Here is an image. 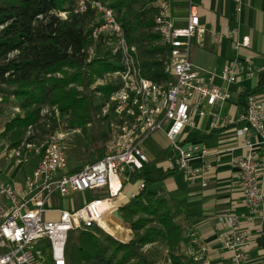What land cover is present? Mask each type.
<instances>
[{
    "label": "built area",
    "instance_id": "built-area-1",
    "mask_svg": "<svg viewBox=\"0 0 264 264\" xmlns=\"http://www.w3.org/2000/svg\"><path fill=\"white\" fill-rule=\"evenodd\" d=\"M74 1L73 13L92 10L99 15L101 23L93 29L92 36L108 33L111 53L118 54L120 60L121 68L113 72L117 77L115 89L102 108L108 126L103 154L77 171L66 172V142L80 129L62 126L57 106L40 108L38 120L25 128L19 145L6 149L15 167L32 159L35 163L20 179L0 174V264H67L66 248L72 232L97 228L114 235L102 222L109 227V221L114 224V220H122L115 218L113 211L124 205L117 199L125 189L131 190V198L144 188V181L138 178L149 161L143 144L156 131L170 143L165 170L182 173L190 183L199 179L201 187H205L212 167L208 158L218 157L222 150L211 152L202 141L192 139L191 131L198 128L194 116L211 117L212 132L231 128L241 140L229 150H241L231 154L230 164L236 170L246 221L253 224L260 220L261 226L257 236L239 228L234 211L219 214L217 222L226 229L219 237L233 264H246L250 247L264 234V99L248 94L244 111L236 120L231 115H221L220 108L230 99L229 86L239 81L241 70L251 78L254 66L235 58L219 71L196 67L191 59V40L196 38L202 45L207 33L197 4L183 0L186 14L178 15L174 12L177 0H154L150 33L164 50L158 59L163 62L165 74L162 80H154L144 74L135 47L129 44L113 7L104 0ZM60 16L66 18V13ZM209 35L214 44L222 37L212 28ZM228 36L234 37L235 50L249 45L247 36L241 41L235 39V30H230ZM215 77L224 85L216 84ZM133 178L138 185L132 190L129 183ZM82 191H97L105 196L92 197L77 207L56 206L59 198ZM42 249L47 251V258ZM207 251L206 242L193 234L178 248L182 260L198 264H209Z\"/></svg>",
    "mask_w": 264,
    "mask_h": 264
},
{
    "label": "trees",
    "instance_id": "trees-1",
    "mask_svg": "<svg viewBox=\"0 0 264 264\" xmlns=\"http://www.w3.org/2000/svg\"><path fill=\"white\" fill-rule=\"evenodd\" d=\"M104 1L114 8L129 44L149 52L152 71L143 67L144 74L162 80L163 62L158 58L164 50L150 33L154 0ZM74 7V0H0V101L8 103L11 97L24 112L5 123L2 135H9V147L19 145L25 128L38 120L40 108L45 105L57 106L68 115L70 126L95 124L94 111L109 101L115 89L114 85L96 87L101 91V104L95 103L92 91H87L92 82L121 66L119 55L111 53L108 33L92 36L101 23L99 15L92 10L75 14ZM62 12L66 18L60 16ZM138 40L143 44L139 45ZM93 44L100 48L91 54L89 47ZM262 89L264 69L258 74L257 86L242 90L237 102L244 105L248 94ZM171 173L139 175L144 188L118 208L134 232L130 241L121 243L105 235L104 244L90 230L76 231L73 241L67 244V264H154L152 252L145 246L159 239L165 242L170 264H187L178 254L184 242L183 230L174 221L167 199L155 187ZM257 242L264 246V234Z\"/></svg>",
    "mask_w": 264,
    "mask_h": 264
},
{
    "label": "crops",
    "instance_id": "crops-1",
    "mask_svg": "<svg viewBox=\"0 0 264 264\" xmlns=\"http://www.w3.org/2000/svg\"><path fill=\"white\" fill-rule=\"evenodd\" d=\"M194 1L198 6L201 24L206 28L207 33L204 35L202 45L197 43L196 38H192L194 40L192 50H200L206 58L211 57L214 63L209 68L199 67L192 60L193 64L204 70L219 71L224 63L239 58L242 64L246 65L247 62H251L255 68V76L253 75L251 78H246L245 70H241L239 81L229 86L230 99L220 108L221 115H231L236 120L244 111V105L237 102L239 94L244 89L255 88L258 83V74L264 69V0ZM174 12L178 15L186 14L183 0L174 2ZM210 28L214 32L222 34L219 43L214 44L210 40ZM230 30L236 31L235 39L237 38L238 41L247 36L248 47L235 50L232 47L234 37L228 36ZM252 79L255 81L252 82ZM214 82L218 85H224L218 77L214 78ZM260 91L264 92V89L256 91L255 94L257 95V92ZM257 96L264 99V96ZM226 104L229 109L224 112L223 108ZM218 107L215 106L214 108L218 109ZM194 121L198 128L191 131L192 139L202 141L211 152L222 150L218 157L211 155L208 158L212 167L206 175L207 185L201 187L199 179L195 183H190L182 173L173 172L167 174L160 181L163 184L161 187L156 184L155 187L167 199L174 221L183 230L184 241L190 234L204 240L208 247L209 264H233L230 252L222 247L219 235L226 229L217 222V216L228 211L236 212L239 217V228L247 229L254 236L258 235V229L261 226L260 220H256L253 224L246 221L247 210L238 185L236 170L230 164L231 154H239L241 150H229L239 145L241 140L234 136L231 128L212 132L209 129L211 121L209 116L201 119L194 116ZM177 173L182 175L184 182L177 178ZM7 176L11 177L12 174ZM130 193L131 190L125 189L121 197L117 199L118 202L127 204L130 200ZM115 222L117 221L114 220ZM184 262L198 264L189 260H184ZM246 264H264V246L258 244L257 241L249 249Z\"/></svg>",
    "mask_w": 264,
    "mask_h": 264
},
{
    "label": "rangeland",
    "instance_id": "rangeland-1",
    "mask_svg": "<svg viewBox=\"0 0 264 264\" xmlns=\"http://www.w3.org/2000/svg\"><path fill=\"white\" fill-rule=\"evenodd\" d=\"M133 24H135L134 21ZM137 27L139 28L138 31L142 30L141 26L138 25ZM136 42L139 45L143 44V41L141 40H138ZM193 42L194 40L192 39V44ZM99 48H100L99 45L93 44L92 46L89 47V50H91L92 51L91 54H93ZM135 50L138 53V58L141 61L142 68L144 67L145 69H148L149 72H151L152 71V68L150 66L151 58L149 56V52L147 50L137 47L135 48ZM191 56H192V60L195 61L199 67L209 68L214 63L211 57L206 58L205 54L197 49L191 51ZM149 72L147 73L150 75ZM251 81L254 82L255 79H252ZM116 82H117L116 75L113 73H108L105 74L102 79H97L94 82H92L88 86L87 91H92L95 103L101 104V101H103L99 99L101 98L100 97L101 91H98L96 87L101 85H115ZM77 89L81 91L82 87L79 86L77 87ZM257 95H259L260 97L264 96V92L262 91L257 92ZM103 106L104 105H101L98 109L94 111L95 113L94 117L96 123L95 124L88 123L86 125H83L82 127L70 126L71 124L69 123V116L68 115L66 116V114H61L62 115L61 119L63 120L62 126L68 128L80 129V132L73 135L71 141L66 142V151L68 155V165L66 168V172L69 173V172L77 171L83 165L96 160L103 154L104 143L106 140L105 133L108 130L107 121H105V117L102 111ZM104 108L106 109L108 108V106H105ZM228 109L229 106L226 104L223 108V111L227 112ZM23 113L24 112L19 108V106L15 102V99L10 97L8 103L0 101V174L3 177H7V175L11 176L12 174L11 177L20 179L23 177L26 171L28 172L31 171V168L34 164V160H29L25 165L20 167H15L13 165V161L9 158L6 150L9 143V135L8 134L2 135L5 123L9 121L14 115H19V114L23 115ZM43 138L44 136H40V139ZM169 146L170 143L168 139L160 131L154 132L150 136V138L144 142L143 149L146 155L148 156V160H149V162L145 164L143 170L145 174L155 176L161 174L165 170L166 157L169 151ZM177 178L182 180L181 182H184V178H182L181 174L177 173ZM129 184H131L132 187H136L138 185V181L135 178H133L131 179ZM155 184L160 187L161 185H163L160 181ZM102 196L105 195L97 194V191L75 192L67 197L59 198V200L56 202L57 203L56 206L60 208H69L72 204H74V206L77 207L86 203L92 197H102ZM102 224L104 225L106 230H108L110 233L114 235L101 231L97 228H89L88 230L94 232L97 235V237L100 240H102V243L104 244H106L103 241L105 235H109L121 243L128 242L134 237V232L130 228L129 223L123 218L122 220H118L114 224H111V222L109 221L108 222L109 227L104 222H102ZM75 234L76 232L71 235L67 244L70 245V243L73 241ZM164 244H165L164 240L159 239L153 245H148L146 247L149 248V250L152 252L154 264H170L166 247ZM109 252L110 249L108 248L107 253ZM42 254L45 258H47V251L45 249H42Z\"/></svg>",
    "mask_w": 264,
    "mask_h": 264
},
{
    "label": "water",
    "instance_id": "water-1",
    "mask_svg": "<svg viewBox=\"0 0 264 264\" xmlns=\"http://www.w3.org/2000/svg\"><path fill=\"white\" fill-rule=\"evenodd\" d=\"M113 215H114L115 217H117L118 219L121 218V216H120V214H119V212H118V209H115V210L113 211Z\"/></svg>",
    "mask_w": 264,
    "mask_h": 264
}]
</instances>
